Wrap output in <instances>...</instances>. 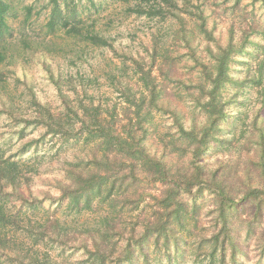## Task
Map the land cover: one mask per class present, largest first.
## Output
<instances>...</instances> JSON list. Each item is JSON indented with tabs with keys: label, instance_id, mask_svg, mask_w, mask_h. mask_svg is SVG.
I'll use <instances>...</instances> for the list:
<instances>
[{
	"label": "trees",
	"instance_id": "trees-1",
	"mask_svg": "<svg viewBox=\"0 0 264 264\" xmlns=\"http://www.w3.org/2000/svg\"><path fill=\"white\" fill-rule=\"evenodd\" d=\"M127 4L130 13L138 16L166 18L173 8L178 7L179 0H121ZM188 1V0H187ZM238 2L240 0H237ZM264 3V0H260ZM91 5L81 7L77 0H47L43 7L37 9L35 3L23 5L24 23L33 16L45 12L44 27L46 34L66 35L76 38L83 46L112 47L110 36L98 25V17H93L92 7L100 11V5L90 0ZM87 6V7H86ZM92 6V7H91ZM18 15V9L11 0H0V85L2 68L13 62L18 54L29 51H54L45 42H32L24 35L18 41L12 40L14 28L10 18ZM197 18L201 33L214 39L213 31L207 25L204 10ZM179 19H182L179 17ZM258 25H251L249 32H259ZM24 36V37H23ZM250 33H246L243 42L237 46L232 39L226 45H219L217 51H210L208 61H201L202 71L195 87L198 95H189L192 106L204 113V119L197 122L187 117L178 97H172L152 76L151 68L144 70L136 85L118 76L124 97L121 112L118 104H104L87 88L88 84L73 85L75 98L64 90L62 78H55L50 67V78L56 84L63 108L52 111L48 104L36 101L37 113L20 119L27 125L35 123L45 126L40 137L50 136L64 141L90 142L92 157L83 163L69 161L70 168H64V178L58 180L61 194L53 196L45 191L42 197L31 193L27 196L23 190L32 179L30 173L37 172V163H29L5 156L0 150V264H64L56 256L41 248L48 242L71 246L86 253L85 264H137L144 260L153 264V253L164 254L168 264H173L178 254L186 251L188 239L183 231L192 232L200 224L201 210L205 206L201 199L208 196L211 204L214 226L209 237L200 238L199 248H208L206 264H244L248 259L247 245H244L237 221L241 218L248 233L258 232L257 242L264 257V118L260 107L251 121L249 141L253 143L254 157L234 159L217 157L210 162L209 151L215 154L219 148L229 150L236 135H227V129L235 124L231 102L234 96H228L229 84L251 81L262 85L260 102L264 105V57L257 76H248L244 80L232 75L234 54L247 52ZM187 44L191 38L185 36ZM259 43V42H257ZM154 46L152 61L156 60ZM263 50V48H262ZM84 47L78 51L83 56ZM264 56V54L262 55ZM166 63V60H163ZM123 71V70H121ZM116 75H113V77ZM14 116L13 107L3 108ZM155 112L171 118L172 127L176 128L178 137L167 141L160 133L155 121ZM120 113L122 116H120ZM162 113V114H161ZM243 117L239 116L242 120ZM156 139L162 148L151 151L148 140ZM38 139L31 140L24 146L23 152L37 144ZM224 145L226 148H224ZM181 151V152H180ZM217 151V152H216ZM179 159L187 156V162L174 164L172 154ZM90 163L92 166L88 167ZM150 181L155 185L161 183L160 195L148 193L153 199L150 215L143 219V229L138 235H131L126 243L119 245L113 237L120 236L117 220L105 215L100 227L75 225L61 220L60 216L46 212V218H33L21 210L13 211L8 201H20V205L37 208L46 200L64 201L68 199L69 207L76 211L91 209L93 202H107L109 206L123 200L125 205L140 208L145 199V186ZM115 193L113 194V191ZM108 191V195L104 197ZM32 192V191H30ZM120 194L113 198V195ZM149 204V202H147ZM242 203L244 213L239 212ZM22 212V213H21ZM190 226V229H189ZM192 226V227H191ZM258 229V230H257ZM135 232L133 231L131 233ZM187 236V235H184ZM189 236V235H188ZM78 242V243H76ZM121 246V247H120Z\"/></svg>",
	"mask_w": 264,
	"mask_h": 264
},
{
	"label": "rangeland",
	"instance_id": "rangeland-1",
	"mask_svg": "<svg viewBox=\"0 0 264 264\" xmlns=\"http://www.w3.org/2000/svg\"><path fill=\"white\" fill-rule=\"evenodd\" d=\"M18 9V15L10 18V24L14 28L12 40L18 41L22 35L32 42H45L54 51H29L16 55L12 63L2 68V82L0 85V110L12 106L14 116L0 111V150L4 155L14 159L37 163V172L30 173L32 179L23 188L25 194L30 197L31 193L43 196L49 191L53 196L58 197L61 190L57 187L58 180L64 178V168H70L69 161L80 163L88 161L92 157V144L90 142L64 141L59 137L45 139L40 137L46 128L35 123L27 125L21 121L22 117L28 118L37 113L38 105L48 104L52 111H60L63 108L62 99L59 96L57 86L50 78L48 67L51 68L55 78H62L64 90L70 93L72 99V86L80 89L81 83L88 84L87 88L94 91V95L102 103L109 105L118 104V111L124 104V97L121 90L118 76L123 74L124 78L136 85L144 70L151 68L158 84L170 96H176L187 113V119L197 122L203 121L204 113L195 109L189 95H198V88L195 83L202 71V66L195 59L208 61L211 48L217 51L219 45H226L231 39L239 46L245 39L246 33H250L247 43V52L234 54L232 63V75L239 80L248 76H257L258 70L263 62L264 54V32H249L251 25H258V31H264V3L260 0H179L178 7L166 18L158 16L149 18L130 13L127 4L121 0H95L100 5V11L92 7L93 17H98V25L104 33L110 36L112 47L83 46L76 38L63 34L56 36L46 34L44 27L45 12L40 16H33L29 22L24 23L23 5L35 3L37 9L43 7L47 0H11ZM81 7L91 5L90 0H77ZM87 7V6H86ZM204 10L209 29L213 31L214 39H209L199 30L197 14ZM181 17L182 19H179ZM191 38L190 46L185 36ZM23 36V37H24ZM259 42V43H257ZM154 46L157 47L155 57L152 61ZM84 47L85 52L80 58L79 50ZM263 48V50H262ZM166 60V63H163ZM264 63V62H263ZM123 70V71H121ZM113 75H116L113 77ZM141 84L142 82H138ZM262 85H255L251 81L245 83L229 84L227 94L235 97L231 102L235 117V124L227 129V135L235 134L236 137L231 145L227 144L229 150L219 148L215 154L209 151V160L214 162L217 157L222 160L226 157L234 159H246L254 157L253 143L249 141L251 121L257 110L261 108V115L264 118V105L260 102V89ZM162 114V113H161ZM241 115L242 120L239 119ZM120 116L122 114L120 113ZM155 121L160 127V133L166 136L167 141L172 137H178L176 128L172 127V120L167 115H160L155 112ZM38 139L39 142L23 152V145L31 140ZM157 139V138H156ZM156 139L150 138L148 144L151 151L158 150L160 153L162 144ZM24 148V149H23ZM224 148L226 146L224 145ZM23 149V150H22ZM181 152V151H180ZM174 164L187 162V156L179 159V155L172 154ZM184 161V162H183ZM84 164V163H83ZM88 167L92 165L87 164ZM145 186V199L140 208H132V205H125L123 200L116 201V205L109 206L107 202L99 200L93 202L91 209L76 211L69 207L68 199L59 202L46 200L43 205L37 208L28 205H20V201H8V206L13 211L21 210L33 218L42 220L46 218V212L50 210L60 216L61 220L75 225L87 227H100V221L105 215L116 218L117 230L120 236H114L113 242L119 241V245L127 242L132 234L138 235L142 231V220L147 218L152 211L153 199L148 193L160 195L163 188L161 183L156 185L152 182ZM32 191V192H30ZM115 190L113 191V194ZM108 195V191L104 197ZM120 194L113 195V198L120 197ZM204 200L205 205L201 210V222L192 229V232L183 231V237L188 239L189 244L186 251L178 254L173 264H206L205 256L209 252L206 246L198 247L200 238L209 237L214 226V218L210 213L211 204L208 196ZM243 204L239 203V212L244 213ZM241 218L252 211L247 206ZM21 212V213H22ZM237 214L238 228L247 245L248 259L244 264H264L262 249L257 242L258 232L248 233L244 221ZM100 224V225H99ZM264 226V221L262 222ZM192 227V226H191ZM135 230V232L131 233ZM190 229V226H189ZM258 230V229H257ZM187 235V236H184ZM189 235V236H188ZM78 243V242H76ZM121 247V246H120ZM43 250L49 251L64 264H85L86 253L82 249L77 250L71 246H63L48 242L41 246ZM155 258L151 259L153 264H168L163 252L153 253ZM8 264V263H7ZM137 264H146L139 260Z\"/></svg>",
	"mask_w": 264,
	"mask_h": 264
}]
</instances>
